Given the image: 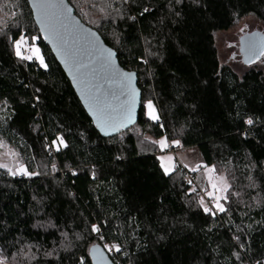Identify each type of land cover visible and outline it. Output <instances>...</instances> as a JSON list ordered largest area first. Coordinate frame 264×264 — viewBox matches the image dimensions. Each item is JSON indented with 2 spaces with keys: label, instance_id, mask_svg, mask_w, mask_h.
Masks as SVG:
<instances>
[{
  "label": "trees",
  "instance_id": "1",
  "mask_svg": "<svg viewBox=\"0 0 264 264\" xmlns=\"http://www.w3.org/2000/svg\"><path fill=\"white\" fill-rule=\"evenodd\" d=\"M67 1L137 73L139 121L103 138L43 40L47 67L16 55L41 36L28 0H0V161L30 173L0 167V264H92L95 245L114 264H264V56L237 68L218 46L264 26V0ZM161 138L199 151L196 187L163 170ZM212 168L224 212L201 203Z\"/></svg>",
  "mask_w": 264,
  "mask_h": 264
},
{
  "label": "water",
  "instance_id": "2",
  "mask_svg": "<svg viewBox=\"0 0 264 264\" xmlns=\"http://www.w3.org/2000/svg\"><path fill=\"white\" fill-rule=\"evenodd\" d=\"M39 2L41 0H28L43 41L70 81L99 134L103 138H112L134 127L142 107L137 73L120 66L117 53L106 45L97 31L76 16L67 0H46L52 4L62 3V7L44 11L34 6ZM66 9L70 13L65 12ZM262 49L264 33L261 31L244 34L239 40V54L245 66L258 61L262 57L259 54ZM108 52L112 55L105 60L103 57ZM124 74H134L130 83ZM129 108L132 110V122L117 130L113 124L118 125ZM90 258L92 264H114L99 245L91 248Z\"/></svg>",
  "mask_w": 264,
  "mask_h": 264
},
{
  "label": "rangeland",
  "instance_id": "3",
  "mask_svg": "<svg viewBox=\"0 0 264 264\" xmlns=\"http://www.w3.org/2000/svg\"><path fill=\"white\" fill-rule=\"evenodd\" d=\"M10 16L15 19L16 18L15 12L10 13ZM253 31H261L264 33V26L258 23L255 19L248 18L237 29L229 33H226V34H222L218 37V46H219V50H220L221 56L224 59V61L232 62L234 65L237 66V68L243 67L242 65L243 63H241V60L238 58V55H240L239 54V40L244 34H247ZM36 47L40 49V54L43 56L40 46H36ZM43 59H44V56H43ZM44 64L46 65L45 60H44ZM148 103L145 105V111H144L145 115L152 120H156V119H153L152 116L149 115L150 110L147 107ZM151 104L153 105L152 112L158 118V111L152 102ZM162 140L166 141L167 144L169 145V142L166 138H161L159 141H162ZM172 145L177 147L176 143H173ZM166 149L167 147L161 148L159 145L160 153L158 154V158L160 160L163 170L165 169V167L168 168V172H166L167 174L174 171V168L178 162V159L180 160L182 165H184L186 168H188L191 171H193L192 169L194 168L198 169L199 167H202L203 165L201 155L197 149H194V148L183 149L182 148L180 151L177 152V157L172 155L169 152H166ZM169 156L172 157L171 161L167 160V157ZM0 162L3 165H7L6 168H10L11 172L16 173V174L21 173L19 171L21 166L15 165L17 164L15 157L3 156ZM202 173L205 175V179L208 181L209 188L211 192H213L214 196L221 197V195L224 192V190L221 191V188H223L224 185L226 184V180L224 176L223 175L215 176L213 173H211L212 180L210 182L209 181V175H210L209 171L204 170ZM212 183H216L218 185L217 189L214 190L211 187ZM227 188H228V185H227ZM215 192L217 194H215Z\"/></svg>",
  "mask_w": 264,
  "mask_h": 264
},
{
  "label": "snow or ice",
  "instance_id": "4",
  "mask_svg": "<svg viewBox=\"0 0 264 264\" xmlns=\"http://www.w3.org/2000/svg\"><path fill=\"white\" fill-rule=\"evenodd\" d=\"M34 6L36 8H38V9H40L41 11H44V10H46L48 8H52V7L60 8V7H62V3L52 4V3L46 2V0H41V2L36 3ZM65 12H69L70 13V10H67L66 9ZM53 34L55 35V33H53ZM32 39L33 40H36V39H38V37H32ZM26 43H27V41H26V39L23 36H21L20 39L18 41H16V43H15L16 55L17 56H20L22 59H26V60H32L33 57H35L36 59H38L40 61L41 65H43L44 67H47V65L44 64L43 56L40 54V49L38 47H36L35 45H32L30 47L31 55H28V56H23L22 55L21 47H22L23 44H26ZM259 54L262 55V56H264V49H262ZM111 55H112V53L111 52H108L107 56H104L103 58L105 60H108L111 57ZM124 76H125V79L130 83L131 80H132V77L134 76V74H124ZM147 107L150 110L149 111V115L152 116L153 119H157V117L152 112L153 105L151 104V102L148 103ZM113 119H115V118H113ZM131 122H132V110H131V108H129L127 110L125 116L122 119L119 120V124L118 125L117 124H113V126L116 127L117 130H119V127H126L127 126V123H131ZM248 123L251 124L252 121L249 120ZM158 143H159V145H160L161 148L168 147L167 142L164 141V140L159 141ZM176 145L179 146V142L178 141L176 142ZM167 160L171 161L172 160V157H170V156L167 157ZM0 167H7V165L0 164ZM164 170H165V172H168V168L167 167H165ZM192 170L193 171H197L198 169L194 168ZM19 171L22 174H30L23 167H21L19 169ZM208 171L210 173V175H209V181L211 182V180H212L211 173H214L215 169L214 168L208 169ZM189 183H191V181H189ZM211 187L215 190V189H217L218 185L216 183H212L211 184ZM226 188H227V185L225 184L224 187L221 188V191L225 190ZM193 190H195V189H193ZM208 195L210 197H213L216 201H219V199H220V197L214 196L213 192H209ZM225 199H226V197H225ZM201 203L203 204V201L202 200H201ZM215 206H216V208L219 211H221V212H224L225 211V208H224V206L222 204H220V203L217 202ZM204 211L205 212L212 213V210L209 209V208H207V207L204 208ZM212 214H215V213H212ZM92 230L93 231H99V229L97 227H95V226L93 227ZM113 248L115 249V251H120L119 246H112V248H109V251H112Z\"/></svg>",
  "mask_w": 264,
  "mask_h": 264
},
{
  "label": "bare ground",
  "instance_id": "5",
  "mask_svg": "<svg viewBox=\"0 0 264 264\" xmlns=\"http://www.w3.org/2000/svg\"><path fill=\"white\" fill-rule=\"evenodd\" d=\"M261 58L259 60H261ZM258 61H256V62H258ZM200 169H201V167L198 168V170H200ZM174 170H182L183 173H184V180H185V182L188 185L195 186V187L197 186V183H196V180H195V176L193 174L195 171H191L188 168H186L184 165L181 164V162H180L179 159H178V162H177ZM189 181H191V183H189ZM210 192H211V190H210ZM215 194H217V193L215 192ZM201 200H203L205 203H209V204H215V202H217L213 197H210L208 194H204V193H201ZM99 231H100V229H99Z\"/></svg>",
  "mask_w": 264,
  "mask_h": 264
},
{
  "label": "built area",
  "instance_id": "6",
  "mask_svg": "<svg viewBox=\"0 0 264 264\" xmlns=\"http://www.w3.org/2000/svg\"><path fill=\"white\" fill-rule=\"evenodd\" d=\"M22 36L27 41V43L23 44L22 47H21V52H22L23 56L31 55V52H30L31 44L38 45L41 42V40H43L42 36H40V37L39 36H33V37H38V39H36V40H33L32 37H29V36H27L25 34L22 35ZM181 149H182V147H180V146L175 147L173 145H169L167 151L169 153H171L172 155L177 156V152L180 151Z\"/></svg>",
  "mask_w": 264,
  "mask_h": 264
}]
</instances>
